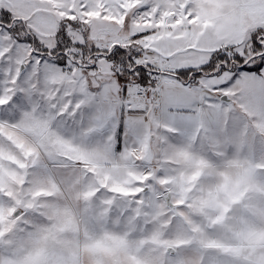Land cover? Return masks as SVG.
<instances>
[{
	"label": "snow or ice",
	"instance_id": "6c2138e0",
	"mask_svg": "<svg viewBox=\"0 0 264 264\" xmlns=\"http://www.w3.org/2000/svg\"><path fill=\"white\" fill-rule=\"evenodd\" d=\"M0 264H264V0H0Z\"/></svg>",
	"mask_w": 264,
	"mask_h": 264
}]
</instances>
